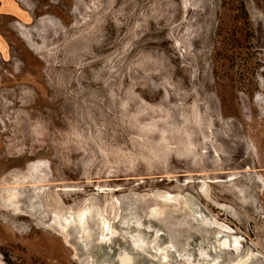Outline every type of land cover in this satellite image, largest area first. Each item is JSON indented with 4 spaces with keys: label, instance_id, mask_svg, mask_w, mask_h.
Wrapping results in <instances>:
<instances>
[{
    "label": "rangeland",
    "instance_id": "rangeland-1",
    "mask_svg": "<svg viewBox=\"0 0 264 264\" xmlns=\"http://www.w3.org/2000/svg\"><path fill=\"white\" fill-rule=\"evenodd\" d=\"M137 231L264 264V0H0V264L158 263Z\"/></svg>",
    "mask_w": 264,
    "mask_h": 264
},
{
    "label": "bare ground",
    "instance_id": "bare-ground-1",
    "mask_svg": "<svg viewBox=\"0 0 264 264\" xmlns=\"http://www.w3.org/2000/svg\"><path fill=\"white\" fill-rule=\"evenodd\" d=\"M140 229V227H139ZM141 231V230H140ZM137 231L133 235L130 234V232H127V235H129L131 243L134 247L135 250L137 251H151L152 255L158 259L161 263H166L169 261V252L167 250V247H162L160 245V241L158 239V235L154 236L151 239H148L142 232ZM236 243V242H234ZM226 245V244H225ZM169 246V245H168ZM170 248V247H169ZM154 252V254H153ZM134 259L133 258H125L122 263H133ZM121 263V264H122Z\"/></svg>",
    "mask_w": 264,
    "mask_h": 264
},
{
    "label": "water",
    "instance_id": "water-1",
    "mask_svg": "<svg viewBox=\"0 0 264 264\" xmlns=\"http://www.w3.org/2000/svg\"><path fill=\"white\" fill-rule=\"evenodd\" d=\"M130 248L132 249V250H135L133 247H132V245H131V240H130ZM137 253L136 254H138V255H141L142 257V259H140V260H142L141 262L143 263V262H146V261H151V259H147V257H145L144 256V254L142 255L140 252H142V251H137V250H135ZM143 252H147L148 253V251H143ZM158 260V259H157ZM135 261V260H134ZM158 263H154V261L152 260V264H164V263H161L160 261H157ZM136 263V262H135ZM138 263H140V262H138Z\"/></svg>",
    "mask_w": 264,
    "mask_h": 264
}]
</instances>
